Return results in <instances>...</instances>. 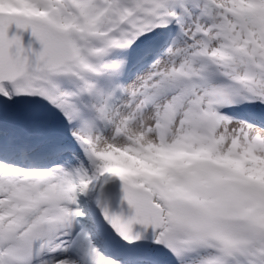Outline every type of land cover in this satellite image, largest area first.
Segmentation results:
<instances>
[{
  "label": "snow or ice",
  "instance_id": "snow-or-ice-1",
  "mask_svg": "<svg viewBox=\"0 0 264 264\" xmlns=\"http://www.w3.org/2000/svg\"><path fill=\"white\" fill-rule=\"evenodd\" d=\"M0 264H264V0H0Z\"/></svg>",
  "mask_w": 264,
  "mask_h": 264
}]
</instances>
